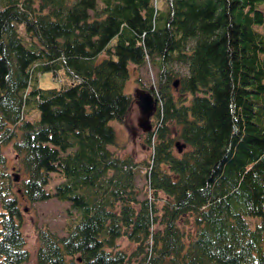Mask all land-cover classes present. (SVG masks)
Segmentation results:
<instances>
[{
	"label": "trees",
	"instance_id": "obj_1",
	"mask_svg": "<svg viewBox=\"0 0 264 264\" xmlns=\"http://www.w3.org/2000/svg\"><path fill=\"white\" fill-rule=\"evenodd\" d=\"M263 23L264 0H0V264L30 259L7 141L18 191L68 202L35 264H264ZM147 60L163 83L141 190L109 121ZM169 61L187 69L175 93ZM43 70L68 82L41 87Z\"/></svg>",
	"mask_w": 264,
	"mask_h": 264
},
{
	"label": "rangeland",
	"instance_id": "obj_2",
	"mask_svg": "<svg viewBox=\"0 0 264 264\" xmlns=\"http://www.w3.org/2000/svg\"><path fill=\"white\" fill-rule=\"evenodd\" d=\"M159 1V0H158ZM259 29H264V23L259 26ZM167 67L171 71L175 72L173 79H176L174 86L170 83L169 89L176 92V86L178 87L179 79L182 74L186 72V67L182 62L169 61ZM161 69L157 63L146 61L139 67H134L130 64L129 75L125 82V91L131 95L130 107L124 116L122 121L111 119L109 123L113 126L116 133V143L111 145L121 155H130L138 162L136 170V182L141 189L145 182L144 171L147 167L145 160L149 158L150 148L147 145L146 130H143L139 125L141 120V113L136 104L137 93L141 90L150 91L155 97L157 102L161 99L160 85L163 83V79L160 75ZM38 84L41 87H53L59 86L60 80L68 82V77L63 74L62 70H58L57 75H54L51 70H43L37 73ZM156 107L149 116L148 123L150 129L155 126ZM35 112H31L29 115L33 116ZM38 116V112H36ZM175 139L181 140L178 137ZM2 153L6 157L5 165L1 168L8 171L12 177L11 188L16 193V200L21 210L20 228L25 238V244L30 252V259L28 264L34 263V252L38 244L37 231L40 227H49L56 230L58 233L64 232L65 220L68 218V211L66 210L68 202L60 200L56 197H48L42 200H30L24 193L18 191L20 188L21 178L25 175L24 171L17 167L15 152L12 147V142L7 141L2 144ZM60 179L58 175L53 174L47 187L50 188L55 182ZM142 190V189H141ZM143 195V191L142 194ZM2 211L0 203V212ZM185 229L192 228L190 223L184 224ZM119 245L129 251L134 248V244L129 243L125 237H120L118 240Z\"/></svg>",
	"mask_w": 264,
	"mask_h": 264
},
{
	"label": "water",
	"instance_id": "obj_3",
	"mask_svg": "<svg viewBox=\"0 0 264 264\" xmlns=\"http://www.w3.org/2000/svg\"><path fill=\"white\" fill-rule=\"evenodd\" d=\"M173 84H176V80ZM157 103V99L152 95V93L148 90H141L137 93L136 104L141 113V120L139 121V125L142 127L143 130H149L150 124L148 123L149 116L153 112ZM176 146L178 150L181 149V144L176 142Z\"/></svg>",
	"mask_w": 264,
	"mask_h": 264
}]
</instances>
